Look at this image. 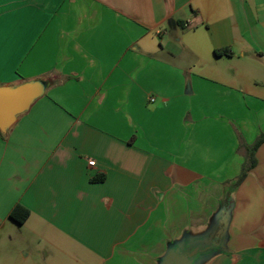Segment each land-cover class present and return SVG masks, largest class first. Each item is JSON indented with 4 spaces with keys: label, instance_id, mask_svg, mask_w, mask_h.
Masks as SVG:
<instances>
[{
    "label": "crops",
    "instance_id": "obj_1",
    "mask_svg": "<svg viewBox=\"0 0 264 264\" xmlns=\"http://www.w3.org/2000/svg\"><path fill=\"white\" fill-rule=\"evenodd\" d=\"M0 264H264V0H0ZM16 219L27 216L23 223Z\"/></svg>",
    "mask_w": 264,
    "mask_h": 264
},
{
    "label": "water",
    "instance_id": "obj_2",
    "mask_svg": "<svg viewBox=\"0 0 264 264\" xmlns=\"http://www.w3.org/2000/svg\"><path fill=\"white\" fill-rule=\"evenodd\" d=\"M43 82H28L16 87L0 88V131L6 134L16 122L18 116L29 110L31 105L45 91ZM181 243L171 248L160 264H197L202 252L199 247Z\"/></svg>",
    "mask_w": 264,
    "mask_h": 264
},
{
    "label": "trees",
    "instance_id": "obj_3",
    "mask_svg": "<svg viewBox=\"0 0 264 264\" xmlns=\"http://www.w3.org/2000/svg\"><path fill=\"white\" fill-rule=\"evenodd\" d=\"M264 141V135L257 141V143L249 150V159H248V162H247V165L245 166V169L243 171V174L242 176L240 177V179L237 181L236 184H239L242 180H243V177L245 176V173L251 168L254 166L255 164V151L258 147V145ZM230 204H231V192L229 191L226 195H225V198H224V207L221 209L220 211V217L219 218H225L226 214H227V211L230 207ZM18 209H14L11 214H10V217L15 219L16 221H18L19 223H23L26 219L27 216L23 217L22 219L18 220L16 219V212H17ZM223 220V219H222ZM221 228V229H220ZM223 229V232H222V235L221 237L219 238V240L217 239L218 238V233H215L214 235H212V239L209 243L207 244H196L194 246L191 247V249L195 248V247H199L200 250H202V252L198 255L196 261L204 258L205 256L207 255H211L215 252H218L219 250L222 249L223 247V243L225 241V237L227 235V228L226 226H223V225H220L217 227V232H219L220 230Z\"/></svg>",
    "mask_w": 264,
    "mask_h": 264
},
{
    "label": "rangeland",
    "instance_id": "obj_4",
    "mask_svg": "<svg viewBox=\"0 0 264 264\" xmlns=\"http://www.w3.org/2000/svg\"><path fill=\"white\" fill-rule=\"evenodd\" d=\"M220 217V213L217 214L216 218H215V221H213V228L210 230V232L208 233V236L203 238L204 240H206V243H209L212 239V235H214L215 233H218V240L219 238L221 237L222 235V232H223V229L220 230L219 232H217V227L220 226V225H223V226H226V216L225 218H219ZM223 219V220H222ZM221 229V228H220ZM199 261V260H198ZM197 261V262H198Z\"/></svg>",
    "mask_w": 264,
    "mask_h": 264
},
{
    "label": "flooded vegetation",
    "instance_id": "obj_5",
    "mask_svg": "<svg viewBox=\"0 0 264 264\" xmlns=\"http://www.w3.org/2000/svg\"><path fill=\"white\" fill-rule=\"evenodd\" d=\"M207 244V243H206Z\"/></svg>",
    "mask_w": 264,
    "mask_h": 264
}]
</instances>
